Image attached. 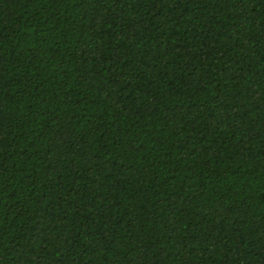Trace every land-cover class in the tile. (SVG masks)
I'll return each mask as SVG.
<instances>
[{"label": "trees", "instance_id": "trees-1", "mask_svg": "<svg viewBox=\"0 0 264 264\" xmlns=\"http://www.w3.org/2000/svg\"><path fill=\"white\" fill-rule=\"evenodd\" d=\"M0 264H264V0H0Z\"/></svg>", "mask_w": 264, "mask_h": 264}]
</instances>
